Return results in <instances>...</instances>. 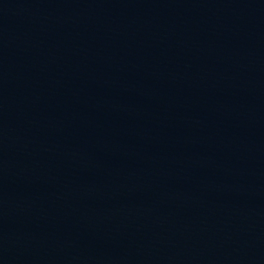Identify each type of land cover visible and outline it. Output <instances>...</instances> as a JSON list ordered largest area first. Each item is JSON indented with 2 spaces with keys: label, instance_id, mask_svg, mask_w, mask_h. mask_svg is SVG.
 <instances>
[{
  "label": "water",
  "instance_id": "95a60500",
  "mask_svg": "<svg viewBox=\"0 0 264 264\" xmlns=\"http://www.w3.org/2000/svg\"><path fill=\"white\" fill-rule=\"evenodd\" d=\"M0 264H264V0H0Z\"/></svg>",
  "mask_w": 264,
  "mask_h": 264
}]
</instances>
